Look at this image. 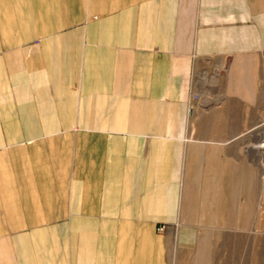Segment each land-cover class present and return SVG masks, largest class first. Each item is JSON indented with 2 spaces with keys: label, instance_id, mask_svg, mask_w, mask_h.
Here are the masks:
<instances>
[{
  "label": "crops",
  "instance_id": "1",
  "mask_svg": "<svg viewBox=\"0 0 264 264\" xmlns=\"http://www.w3.org/2000/svg\"><path fill=\"white\" fill-rule=\"evenodd\" d=\"M258 91L264 0H0V264H171L244 225L255 165L191 119L234 142Z\"/></svg>",
  "mask_w": 264,
  "mask_h": 264
},
{
  "label": "rangeland",
  "instance_id": "2",
  "mask_svg": "<svg viewBox=\"0 0 264 264\" xmlns=\"http://www.w3.org/2000/svg\"><path fill=\"white\" fill-rule=\"evenodd\" d=\"M199 71L200 68L194 78V90L203 96V81L200 80L203 74L198 75ZM222 84L228 86L230 83L224 81ZM233 86L239 94L233 101L239 103L241 110H245L248 103L242 98L243 84L235 82ZM204 118L210 122L214 116L207 115ZM239 118L241 122L247 119V123H251L254 118L255 128L234 131V135L239 134L234 142H231L232 132L203 130V113L194 114L191 121L202 128L194 132L195 136L229 142L233 153H239L255 165V190H245L250 202V211L243 219L245 223L241 227L202 228L199 242L194 247L171 248V264H264V149H259L257 145L260 140L264 141V99L261 92H257L255 116L240 114Z\"/></svg>",
  "mask_w": 264,
  "mask_h": 264
},
{
  "label": "bare ground",
  "instance_id": "3",
  "mask_svg": "<svg viewBox=\"0 0 264 264\" xmlns=\"http://www.w3.org/2000/svg\"><path fill=\"white\" fill-rule=\"evenodd\" d=\"M200 80H202L203 81V75L201 76V78H200ZM210 102V101H209ZM258 148L259 149H261V150H263L264 149V141L262 142L261 140H260V142H258ZM256 148V147H255ZM264 158V157H263Z\"/></svg>",
  "mask_w": 264,
  "mask_h": 264
},
{
  "label": "built area",
  "instance_id": "4",
  "mask_svg": "<svg viewBox=\"0 0 264 264\" xmlns=\"http://www.w3.org/2000/svg\"><path fill=\"white\" fill-rule=\"evenodd\" d=\"M193 100L198 101V100H199V95H198V94H194V96H193ZM159 229H160L161 231H163V230H164V226H161Z\"/></svg>",
  "mask_w": 264,
  "mask_h": 264
}]
</instances>
